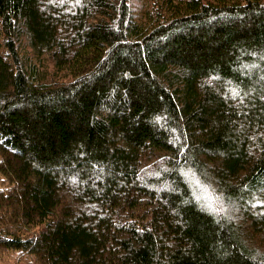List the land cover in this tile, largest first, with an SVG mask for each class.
<instances>
[{
    "label": "trees",
    "instance_id": "obj_1",
    "mask_svg": "<svg viewBox=\"0 0 264 264\" xmlns=\"http://www.w3.org/2000/svg\"><path fill=\"white\" fill-rule=\"evenodd\" d=\"M0 264H264V0H0Z\"/></svg>",
    "mask_w": 264,
    "mask_h": 264
}]
</instances>
